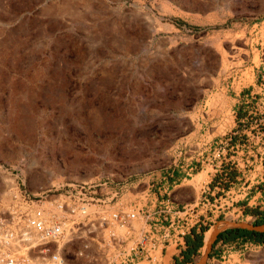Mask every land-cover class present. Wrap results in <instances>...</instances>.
Here are the masks:
<instances>
[{
  "label": "rangeland",
  "instance_id": "1",
  "mask_svg": "<svg viewBox=\"0 0 264 264\" xmlns=\"http://www.w3.org/2000/svg\"><path fill=\"white\" fill-rule=\"evenodd\" d=\"M173 169L206 231L184 264H264V242L205 243L264 210V0H0V179L108 178L146 213Z\"/></svg>",
  "mask_w": 264,
  "mask_h": 264
},
{
  "label": "built area",
  "instance_id": "2",
  "mask_svg": "<svg viewBox=\"0 0 264 264\" xmlns=\"http://www.w3.org/2000/svg\"><path fill=\"white\" fill-rule=\"evenodd\" d=\"M0 180V264H166L165 245L177 256L194 225L175 221L178 215L189 217L185 205L165 210L153 198L150 218L121 203L108 178L36 192L12 178Z\"/></svg>",
  "mask_w": 264,
  "mask_h": 264
},
{
  "label": "crops",
  "instance_id": "3",
  "mask_svg": "<svg viewBox=\"0 0 264 264\" xmlns=\"http://www.w3.org/2000/svg\"><path fill=\"white\" fill-rule=\"evenodd\" d=\"M230 113L233 115L234 123H237L239 121L237 119V115L233 112V110H231ZM239 133H241V131H240V128L238 126H233L230 130V134H232V135L239 134ZM232 139H234V137H232ZM230 144H231V148L234 147L236 149V151H235L236 156H230L229 157L230 159H234V160H232V163H233V161H235L234 166H239V167L244 166L245 164H242V161L239 158V155H241V152H242L241 146H239L236 141H233V142L231 141ZM252 161L254 163H257V160L255 158ZM188 165H189V167L192 165H198L197 168L194 170V172L196 174L200 173V172L205 173V175L207 177V182H209L212 174H214L218 171L217 166L212 164V163H209V162H207V163L200 162V164H198V163H194L193 161H188L185 163V167ZM245 167H246L245 169H237L236 170L235 179H239V177H241L242 174H244V173H248L250 175L251 174L255 175L256 169H258V167L255 166L253 171H250L249 169H247L246 165H245ZM177 171H178V169H173V170H171L170 173L167 174V177L164 179V183L160 185L162 187V190L158 191V194L161 193V195L157 196V198L161 201V205L163 207H165V210H167L168 208H171V207H179L181 204L187 203L188 201H190L192 199V197L194 196L193 187L181 185V181L183 179H185L186 176L183 175L182 173L178 174ZM162 178H164V177H162ZM173 183H176V184H173ZM207 185L209 187H204L202 185V187H201V189H199L198 193L204 192L205 189H208V190L210 188H211V190L214 189V187L212 188L209 183ZM168 187H170V188L168 189ZM254 189L255 190H253L252 192L255 195L259 194V191L258 190L256 191V187ZM162 192L164 194H162ZM182 193H186L187 195L181 196ZM146 210L148 213V217L151 218L152 207L149 205L146 208ZM148 221H150V220H148ZM175 221L180 226H182V223L184 225H188V228H189L190 223H191L190 218L187 217L186 215L185 216L178 215V217L175 219ZM176 254H177L176 249H174L170 243L165 245L163 258L165 259L166 264H173V257L176 256Z\"/></svg>",
  "mask_w": 264,
  "mask_h": 264
},
{
  "label": "trees",
  "instance_id": "4",
  "mask_svg": "<svg viewBox=\"0 0 264 264\" xmlns=\"http://www.w3.org/2000/svg\"><path fill=\"white\" fill-rule=\"evenodd\" d=\"M257 214V219L252 223L253 225L264 224V210L261 212H255ZM205 227L193 225L189 228L188 232L183 235V248L179 251L177 256L173 257V264H184L191 260L192 256L196 254L197 249L201 246V239H204ZM204 232V233H203ZM203 233V238H202ZM239 238L243 241H249L252 243H263L264 234L237 230V229H226L222 232H219L215 238L214 242L221 241L224 243L233 241L234 239ZM204 243V242H203Z\"/></svg>",
  "mask_w": 264,
  "mask_h": 264
},
{
  "label": "water",
  "instance_id": "5",
  "mask_svg": "<svg viewBox=\"0 0 264 264\" xmlns=\"http://www.w3.org/2000/svg\"><path fill=\"white\" fill-rule=\"evenodd\" d=\"M226 229H237V230H244V231H250V232H256V233H262L264 234V225L261 224V225H251V224H245V223H223V226L219 229H216L213 231L212 233V236H211V240L219 233V232H222ZM210 240V242H211ZM209 242V243H210ZM209 246V244H208ZM207 246V248H208ZM206 248V249H207ZM203 257H204V254H203ZM200 258V259H203ZM202 262V260H201ZM201 262H198L197 260V263H201Z\"/></svg>",
  "mask_w": 264,
  "mask_h": 264
},
{
  "label": "bare ground",
  "instance_id": "6",
  "mask_svg": "<svg viewBox=\"0 0 264 264\" xmlns=\"http://www.w3.org/2000/svg\"><path fill=\"white\" fill-rule=\"evenodd\" d=\"M0 174H1V173H0ZM1 175H2V174H1ZM5 178H6V177H5ZM10 180H11V179H10ZM222 226H223V224H220V225L217 227V229L221 228ZM214 230H216V229H212V230L208 231L207 234H206V237H205L206 248H207V246H208V244H209V242H210V240H211V236H212V233H213ZM201 260L203 261V259H200L199 262H201ZM200 264H201V263H200Z\"/></svg>",
  "mask_w": 264,
  "mask_h": 264
}]
</instances>
